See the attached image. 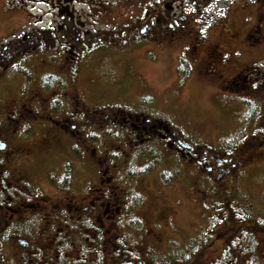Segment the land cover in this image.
<instances>
[{
    "label": "flooded vegetation",
    "instance_id": "1",
    "mask_svg": "<svg viewBox=\"0 0 264 264\" xmlns=\"http://www.w3.org/2000/svg\"><path fill=\"white\" fill-rule=\"evenodd\" d=\"M77 1L43 2L48 9L29 21L31 30L0 44V75L14 72L27 78L16 91L0 90V264H264L259 249L264 237H257L264 236V224L237 219L231 210L220 225L205 231L206 238L188 256L174 258L165 217L152 207L164 199L160 174L155 199L146 194V184L134 189L144 178L127 180L132 165L144 156L141 150L147 148L146 157L160 151L168 158L171 146L178 157L219 182L216 191L230 207L227 175L237 176L252 163L264 146L256 143L258 136L245 141L238 156L214 152L229 158L221 162L208 156L210 149L186 140L156 116L88 109L81 76L71 73L83 61L101 64V56L119 54L139 39L183 40L194 38L195 32L200 38L197 25L207 21L211 3L219 0H166L134 25L138 36L132 34L129 41H124L127 34L119 36L123 46L117 45L114 29L96 27L92 11V20H84L74 10ZM91 2L93 9L105 4ZM255 31L248 38L257 43L261 37ZM202 48L185 46L195 53ZM46 61L50 68L31 79L33 65L47 66ZM217 243L223 244L220 255L205 258Z\"/></svg>",
    "mask_w": 264,
    "mask_h": 264
},
{
    "label": "rangeland",
    "instance_id": "2",
    "mask_svg": "<svg viewBox=\"0 0 264 264\" xmlns=\"http://www.w3.org/2000/svg\"><path fill=\"white\" fill-rule=\"evenodd\" d=\"M48 1L0 0V44L31 30L34 25L29 21L38 20L40 11L48 9L43 2ZM165 1L104 0L103 11L101 7L89 6L91 0H78L73 5L75 11L83 14L84 20L88 16L92 20L95 15L96 27L114 29L117 45L123 46L119 36L127 34L124 41L133 39L132 34L138 36L134 25L143 22ZM209 14L206 22L197 25L200 38L195 32L194 38L186 36L183 40L175 37L160 42L153 39L140 42L139 39L119 54L101 56V64L93 65L89 59L74 66L71 73L81 76L86 107L97 111L118 108L128 113L156 116L186 140L227 157L238 156L245 141L255 136L259 137L256 143L263 146L264 0H219L211 3ZM260 24L263 26H258ZM256 26L257 31L254 30ZM252 31L259 32V42L248 38ZM189 43L200 44L202 51L195 53L185 49ZM180 57L187 60L191 69L185 77L178 70ZM33 67L31 79L50 68L48 63L47 66L37 63ZM18 75L14 72L1 74L0 90L11 93L16 91L20 81L21 84L27 82L24 75ZM237 76L239 79L235 83ZM47 81L48 76L44 83ZM63 139L71 143L69 138ZM141 152L144 156H139L132 165L127 180L144 178L142 183H134L137 186L133 185L134 189L141 190L146 184L143 187L146 194L154 195L155 199L157 189H161L156 179L160 174L164 199L161 203L153 202L152 207L165 217L163 225L168 228L169 250L171 255L175 254L174 258L186 257L192 248L198 247L197 241H203L205 231L208 234L215 223L220 225L226 211H233L237 219L264 224V146L253 156L250 165L237 171V176L227 175L232 191L230 207L224 195L216 191L215 185L219 182L197 171V165L187 163L181 155L178 157L173 147L166 150L168 158L160 151H153L146 157L147 148ZM134 158L132 156L131 160ZM257 237L263 239L264 236ZM250 238L252 236L248 244L253 247L255 241ZM263 244L264 240L259 247L261 253ZM222 249L223 244L217 243L205 258L219 256Z\"/></svg>",
    "mask_w": 264,
    "mask_h": 264
},
{
    "label": "trees",
    "instance_id": "3",
    "mask_svg": "<svg viewBox=\"0 0 264 264\" xmlns=\"http://www.w3.org/2000/svg\"><path fill=\"white\" fill-rule=\"evenodd\" d=\"M178 70H179L180 75L183 77H185V75H189L191 72L189 63H187V60L183 57H180V61L178 64Z\"/></svg>",
    "mask_w": 264,
    "mask_h": 264
},
{
    "label": "water",
    "instance_id": "4",
    "mask_svg": "<svg viewBox=\"0 0 264 264\" xmlns=\"http://www.w3.org/2000/svg\"><path fill=\"white\" fill-rule=\"evenodd\" d=\"M212 158H214V155H210ZM217 160L219 161H227V159H220V158H217Z\"/></svg>",
    "mask_w": 264,
    "mask_h": 264
}]
</instances>
